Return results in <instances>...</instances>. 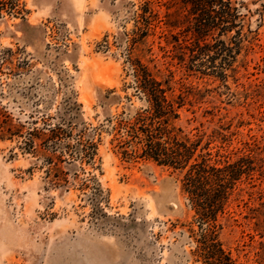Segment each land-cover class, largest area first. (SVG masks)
Segmentation results:
<instances>
[{
  "label": "rangeland",
  "instance_id": "rangeland-1",
  "mask_svg": "<svg viewBox=\"0 0 264 264\" xmlns=\"http://www.w3.org/2000/svg\"><path fill=\"white\" fill-rule=\"evenodd\" d=\"M0 1V264H202L177 173L118 153L113 125L145 106L129 57L172 74L176 94L195 90L178 124L205 133L213 160L254 158L220 239L237 264H264V0H238L251 43L227 86L185 70L166 38L179 28L157 23L131 48L144 0ZM51 129L60 159L48 173L23 140L32 132L39 146ZM80 135L97 146L90 160L76 155Z\"/></svg>",
  "mask_w": 264,
  "mask_h": 264
},
{
  "label": "trees",
  "instance_id": "trees-1",
  "mask_svg": "<svg viewBox=\"0 0 264 264\" xmlns=\"http://www.w3.org/2000/svg\"><path fill=\"white\" fill-rule=\"evenodd\" d=\"M155 4L165 7L163 17L154 8ZM239 4L238 0H144L136 14L130 46L144 43L157 23L162 22L168 29L179 28L175 34L164 35L168 44L173 43L175 57L185 70L193 75L212 76L227 86L228 77L236 73L233 65L237 55L245 46L249 47L246 41L251 43L248 33L242 31ZM261 46L264 48V44ZM128 59L134 88L145 106L113 125L118 153L123 160L152 161L177 173L181 190L193 211V223L199 228L197 231L190 228L196 242L192 252L196 261L237 264L220 239L221 218L226 215L242 178H249L255 171L254 158L244 155L235 160H213L210 139L203 143L205 133L194 136L178 124L181 110L195 90L182 86L184 91L176 94L172 74L162 76L139 59ZM8 131L11 135L20 133ZM51 132L52 135L42 134L39 146L34 145L32 132L23 140L26 151L48 164V173L59 170L54 158L60 159L55 152L61 139L54 129ZM0 133L5 134L4 128ZM82 137L77 141L76 155L90 160L97 146ZM65 148L69 149V144ZM215 156L223 155L217 150ZM258 161L259 167L264 168V160Z\"/></svg>",
  "mask_w": 264,
  "mask_h": 264
}]
</instances>
